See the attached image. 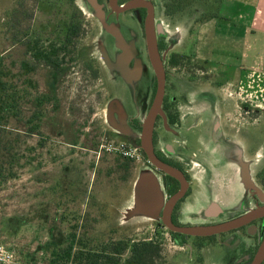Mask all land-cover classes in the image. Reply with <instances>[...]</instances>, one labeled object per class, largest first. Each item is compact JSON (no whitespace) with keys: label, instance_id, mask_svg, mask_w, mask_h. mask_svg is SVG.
<instances>
[{"label":"rangeland","instance_id":"obj_1","mask_svg":"<svg viewBox=\"0 0 264 264\" xmlns=\"http://www.w3.org/2000/svg\"><path fill=\"white\" fill-rule=\"evenodd\" d=\"M168 1H157L169 37L161 59L166 87L158 147L174 145L170 160L189 171L195 190L185 205L213 200L225 211L219 220L227 221L241 206L247 212L264 206V113L228 102L234 116L218 143L210 139L216 123L205 122V114H220V86L174 37L177 26L196 25L215 7H207V17L200 3L168 17ZM119 26L109 28L79 0H0V71L8 88L24 95L20 114L0 125L12 143L0 182V264H69L77 251L99 253L118 242L127 246L119 264L143 242L159 249L153 264H224L213 254L221 249L211 247L217 240H201L196 249L188 239L181 247L162 224L169 198L164 176L137 149L156 76L144 38L113 42L112 36L127 35ZM195 119L188 151L172 134ZM122 145L134 158L117 150Z\"/></svg>","mask_w":264,"mask_h":264},{"label":"flooded vegetation","instance_id":"obj_2","mask_svg":"<svg viewBox=\"0 0 264 264\" xmlns=\"http://www.w3.org/2000/svg\"><path fill=\"white\" fill-rule=\"evenodd\" d=\"M76 1L77 0H74V2ZM79 1L85 8L94 12L100 19H102L104 21V24L109 28L110 27L119 28L120 23L124 24L125 30H127V32L125 33L127 35L112 36L113 42L115 44H123L126 42H130L131 45H133V43L135 44V42H137L139 39L144 38L147 45V25L148 23L152 22L154 25L155 34L157 38L159 55L160 58L162 59L163 53L165 52V48H166V42L169 37L167 35H160L158 33L159 22H161V24L164 26V22L159 18H157L158 0H79ZM170 61L172 62L171 59ZM156 84H157V79H156ZM165 87H166V80H165ZM201 97L203 99H207L210 101L214 100L211 97V95L204 94ZM163 104H165L164 100L162 102V105ZM158 115L154 124V129L152 134V150L159 161L180 171L183 174V178L187 183V189L184 195L177 200V202L173 207V210L170 215L171 223L176 227H186V228L214 227L240 220L244 216L254 212L255 210L253 211L251 210L247 212L244 210V206H241V209L243 211H239L238 214H236L234 217H232L227 221H222L219 220V218L225 214L223 208H222L223 212H221L219 215L214 214L213 211L211 212L208 211V208L214 202H210L208 205H206V201H204L203 203L200 204L199 207H194V208L185 205L187 198L191 194H193L195 190L194 185L193 182L190 180L191 176L188 175L189 171L181 167V165H178V163H174L173 161L170 160L169 157L176 155V150H174L173 147L174 145H172L169 142L164 145V148L158 147L160 141L158 139V134L155 132ZM171 123L173 125H177V122L175 121H172ZM215 123L216 122H214L213 125ZM195 128H196L195 126L190 125L185 130L182 129L179 132L173 133L172 134L173 141L177 143L178 147L185 146L186 148H188V151H191L192 149L191 139L188 138V136L195 134L194 133V131L196 130ZM202 136H208V134L202 133ZM222 136H223V132L221 130L215 132L214 128L212 130V134H209L210 139H213L215 143H218L221 140ZM184 138L186 139V141L182 140ZM201 140L202 138L198 137L197 142L200 145L202 144ZM139 143L140 144L138 145L137 149L143 152L144 156L146 157L147 163L150 164L146 153L141 148L140 138H139ZM192 155L195 156L196 154L193 153ZM160 172L164 176L165 190L169 194V198H168L169 200L174 195L180 193L183 187L178 179L171 177L162 171ZM263 207H259V208H263ZM163 208L161 210V218L163 214ZM164 227L166 226L164 225ZM170 233L174 244L181 247L188 246L186 243L188 239L196 240L195 242L196 245H194L196 249H199V247L201 248L202 245L201 240L204 241H206L207 239H212V241L217 240L218 242L215 245H211V247L213 249H215V247H219L221 249L218 251H214L213 254H216L217 258L220 259L222 258L221 261H223L224 264H264V251H263L264 216L251 220L248 223L236 229L217 233L211 236H193V235H186L172 231H170ZM220 235H224V240H222L221 238L219 239L218 236Z\"/></svg>","mask_w":264,"mask_h":264},{"label":"crops","instance_id":"obj_3","mask_svg":"<svg viewBox=\"0 0 264 264\" xmlns=\"http://www.w3.org/2000/svg\"><path fill=\"white\" fill-rule=\"evenodd\" d=\"M175 34V45L183 42V54L201 64L220 86V114L203 111L205 122L217 120L223 132V124L234 116L228 104L232 101L235 107L246 104L250 112L264 113V0H223L214 17L177 26ZM237 187L241 192L240 184Z\"/></svg>","mask_w":264,"mask_h":264},{"label":"trees","instance_id":"obj_4","mask_svg":"<svg viewBox=\"0 0 264 264\" xmlns=\"http://www.w3.org/2000/svg\"><path fill=\"white\" fill-rule=\"evenodd\" d=\"M223 0H169L165 4V15L173 17L178 13L183 12L189 7L200 3L206 9L209 6L218 7ZM205 16L209 14L206 10ZM215 16V10L210 17ZM208 17V18H210ZM206 19V18H205ZM172 58H175L173 56ZM174 61V60H173ZM4 73L0 71V125L5 126L9 119L20 114V106L24 95L20 91L10 90L7 86V81H4ZM16 143V141L14 142ZM12 143L7 141L5 136L0 133V182L5 181V173L8 171L5 164L10 165L12 159L7 161V153H11ZM127 249L124 242L113 243L111 247L106 246L99 253L92 251H77L70 257L69 264H119L118 257L121 256ZM159 255V249L154 243H137L134 244L131 250L130 257L126 260V264H153L156 256ZM118 256V257H117Z\"/></svg>","mask_w":264,"mask_h":264},{"label":"water","instance_id":"obj_5","mask_svg":"<svg viewBox=\"0 0 264 264\" xmlns=\"http://www.w3.org/2000/svg\"><path fill=\"white\" fill-rule=\"evenodd\" d=\"M166 32L167 31L164 29V26L161 23H159L158 33L160 35H166ZM147 46H148L147 49L149 54V60L157 79V93L152 108L145 122L143 123L142 133L140 136L141 148L146 153L150 164L154 166L156 170L162 171L165 174L178 179L183 187L180 193L174 195L166 202L163 208V214L161 218L162 223L172 232L182 233L186 235H193V236H211L217 233L236 229L248 223L251 220H254L259 217H263L264 207L258 208L257 210L250 213L249 215L244 216L240 220L233 221L220 226L186 228V227H176L171 223L170 220L171 212L177 200L184 195L187 189V183L184 180L183 174L180 171L159 161L152 150V134H153L154 124L157 115L160 113L164 98V92H165V73L159 55L157 38L155 34L154 25L152 22L148 23L147 25ZM219 130H220V125L216 121L214 131L218 132ZM222 210H223L222 207L215 202L212 203L211 206L208 208V211L210 212L213 211L214 214L217 215L223 212ZM263 251H264V246H263Z\"/></svg>","mask_w":264,"mask_h":264},{"label":"built area","instance_id":"obj_6","mask_svg":"<svg viewBox=\"0 0 264 264\" xmlns=\"http://www.w3.org/2000/svg\"><path fill=\"white\" fill-rule=\"evenodd\" d=\"M117 150L119 152H121L126 157L134 158L135 151L133 152L132 149H129L128 147H125L124 145H122L121 147H119Z\"/></svg>","mask_w":264,"mask_h":264},{"label":"bare ground","instance_id":"obj_7","mask_svg":"<svg viewBox=\"0 0 264 264\" xmlns=\"http://www.w3.org/2000/svg\"><path fill=\"white\" fill-rule=\"evenodd\" d=\"M234 188V187H233ZM235 189V188H234ZM236 189H237V191H238V194L240 193V188L239 187H237V185H236Z\"/></svg>","mask_w":264,"mask_h":264}]
</instances>
